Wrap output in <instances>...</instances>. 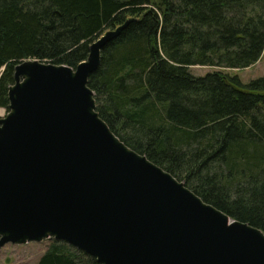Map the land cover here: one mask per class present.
<instances>
[{
    "label": "trees",
    "instance_id": "trees-1",
    "mask_svg": "<svg viewBox=\"0 0 264 264\" xmlns=\"http://www.w3.org/2000/svg\"><path fill=\"white\" fill-rule=\"evenodd\" d=\"M127 19L89 77L100 116L205 201L264 230V76L224 70L263 56L264 0H0V106L10 110L18 63L76 68ZM37 264L102 263L56 240Z\"/></svg>",
    "mask_w": 264,
    "mask_h": 264
},
{
    "label": "water",
    "instance_id": "water-1",
    "mask_svg": "<svg viewBox=\"0 0 264 264\" xmlns=\"http://www.w3.org/2000/svg\"><path fill=\"white\" fill-rule=\"evenodd\" d=\"M107 30L76 68L18 63L0 117V248L54 237L102 264H264V230L205 201L121 140L90 75Z\"/></svg>",
    "mask_w": 264,
    "mask_h": 264
},
{
    "label": "rangeland",
    "instance_id": "rangeland-1",
    "mask_svg": "<svg viewBox=\"0 0 264 264\" xmlns=\"http://www.w3.org/2000/svg\"><path fill=\"white\" fill-rule=\"evenodd\" d=\"M215 69L224 68H216L208 65H193L190 67V71L194 75H204ZM224 70L229 71L232 74H238L243 82H248L251 79L264 76V54L260 60L249 67L244 69L230 68ZM7 113L8 108L0 106V117L5 116ZM183 182H185V184L187 183L185 179ZM56 240L57 239L54 237H51L45 238L41 241H30L25 243L8 242L0 248V264H37L40 257Z\"/></svg>",
    "mask_w": 264,
    "mask_h": 264
}]
</instances>
